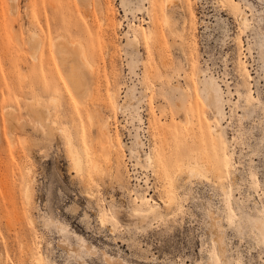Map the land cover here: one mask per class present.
<instances>
[{"label": "rangeland", "instance_id": "rangeland-1", "mask_svg": "<svg viewBox=\"0 0 264 264\" xmlns=\"http://www.w3.org/2000/svg\"><path fill=\"white\" fill-rule=\"evenodd\" d=\"M135 1L0 0V264H264V0Z\"/></svg>", "mask_w": 264, "mask_h": 264}, {"label": "built area", "instance_id": "built-area-1", "mask_svg": "<svg viewBox=\"0 0 264 264\" xmlns=\"http://www.w3.org/2000/svg\"><path fill=\"white\" fill-rule=\"evenodd\" d=\"M134 3H136L135 0H132ZM121 9V10H120ZM118 10H119V14H120V24L121 27L118 30V40L119 42L123 45L124 40H126V37L128 35V32L131 33L132 27L137 26L141 23L144 24H148L149 23V19H147L146 17H142L139 15H136L134 13H132L131 15H127V13H125V11L123 10V8L121 6H118ZM128 53L127 50L123 49L122 53H121V60H120V67L124 76V85H125V89H128V87L130 85H135L136 88L138 87L137 84H140L141 82V74L139 75V73H137V71H132L129 65V60H128ZM131 82V84H129ZM131 87V86H130ZM138 91V88H137ZM125 94L122 95V98L120 100V105L122 106V109H119L121 111L124 112V114L126 115V111H128V109L131 108H125L126 105H128V102H134V100L137 98L138 94H141V92L135 94V96H130L129 94H127V90H125L124 92ZM131 98H134L133 100H131ZM133 104V103H132ZM136 111H137V107L135 106ZM138 112V111H137ZM138 127H135V129ZM139 129V128H138ZM145 140L146 141H150L151 137H150V133H149V122L147 123V127L145 128ZM133 129H129V135H132L133 139L135 134L137 133L139 135V133L136 131V133L133 135ZM140 137V135H139ZM141 139V138H140ZM143 146L145 145L143 139H141Z\"/></svg>", "mask_w": 264, "mask_h": 264}, {"label": "bare ground", "instance_id": "bare-ground-1", "mask_svg": "<svg viewBox=\"0 0 264 264\" xmlns=\"http://www.w3.org/2000/svg\"><path fill=\"white\" fill-rule=\"evenodd\" d=\"M167 23H168V20L166 21ZM33 35V34H32ZM37 35H35V33H34V36H32L31 38L33 39V45H35L36 46V49H34L35 51H37V49L38 48H40L39 46H40V41H39V38H38V43H37V37H36ZM32 41V40H31ZM66 43H68L67 41H65ZM73 44V43H72ZM69 45V44H68ZM70 45H71V43H70ZM72 46V45H71ZM74 46V45H73ZM81 46V45H80ZM60 47H62V48H60ZM35 48V47H34ZM56 48H57V52L61 55V58H62V61L65 63V62H67V61H69L68 59L70 58V57H65V51L64 50H62L63 49V46H62V43H60V44H57L56 45ZM77 50H78V48H77ZM83 53L84 51H82V50H80V53ZM37 53V52H36ZM84 54V53H83ZM36 55V54H35ZM35 55H33V57L35 56ZM76 69H75V67L74 66H71V68H69V74H68V77H69V82L71 83V86L77 91L78 89H79V87H78V85H80L79 83H78V75H77V73H76ZM209 89V88H208ZM208 89H202L201 91L204 93L206 90H208ZM219 95H220V89H219V87H217V86H215V85H213L212 87H210V91L208 92V94H207V105H209L210 107H211V109L212 108H214L215 110L216 109H218V107H219V102H220V97H219ZM221 96V95H220ZM112 98L114 99L113 101L115 102V95H113L112 96ZM116 103V102H115ZM215 110H213L214 112H215ZM219 110V109H218ZM218 112V111H217ZM224 113V112H223ZM217 114H219V113H217ZM219 116H220V114H219ZM188 123V122H187ZM108 124V123H107ZM106 127V126H105ZM106 129V128H105ZM216 131V130H215ZM108 133V132H107ZM111 137V136H110ZM69 141V140H68ZM139 141V140H138ZM70 142V141H69ZM140 142V141H139ZM72 143V142H71ZM112 143V142H111ZM74 144V143H73ZM140 144V143H139ZM142 144V143H141ZM72 146V145H71ZM71 146H70V148H71ZM69 149V148H68ZM74 149V148H73ZM69 151H70V153H71V156L73 157L72 159H73V162H72V166L75 168V169H77V170H81V168H82V165H84L83 164V159H82V156L80 155V153L76 150V152L75 151H73V150H70L69 149ZM70 157V156H69ZM148 159V161L149 162H151L152 161V156H148L147 157ZM228 167H231V165L230 164H228L227 165ZM98 167V164L97 163H95V168H97ZM186 168H187V171H188V174L189 175H191V176H197V175H202V173H201V169L197 166V165H194V164H191V165H188V166H186ZM186 168H185V165H181L180 167H179V170H178V174L177 175H179L180 176V173H182L183 171H184V169L186 170ZM83 169V168H82ZM76 170V172H80V171H77ZM101 171V170H100ZM81 173V172H80ZM27 194H29V192H27ZM30 195V194H29ZM28 195V199H30V196ZM171 200V202L173 201L172 199H170ZM260 223V222H259ZM258 223V224H259ZM264 224V223H263ZM257 225V224H256ZM259 225H261V223L259 224ZM259 225H257V226H259ZM260 227V226H259ZM260 230V229H259ZM264 231V230H263ZM262 231V232H263ZM261 234V233H260ZM83 242H84V240H83ZM81 247H84V245L83 246H81Z\"/></svg>", "mask_w": 264, "mask_h": 264}]
</instances>
